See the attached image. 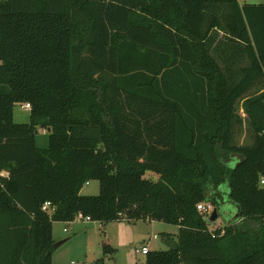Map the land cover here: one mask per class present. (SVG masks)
<instances>
[{
	"label": "trees",
	"instance_id": "obj_1",
	"mask_svg": "<svg viewBox=\"0 0 264 264\" xmlns=\"http://www.w3.org/2000/svg\"><path fill=\"white\" fill-rule=\"evenodd\" d=\"M262 178L264 1L0 0V264L77 215L178 226L133 264H264Z\"/></svg>",
	"mask_w": 264,
	"mask_h": 264
},
{
	"label": "rangeland",
	"instance_id": "obj_2",
	"mask_svg": "<svg viewBox=\"0 0 264 264\" xmlns=\"http://www.w3.org/2000/svg\"><path fill=\"white\" fill-rule=\"evenodd\" d=\"M264 0H245L247 3H258ZM23 103H16L13 107V120L16 123L29 121V109L22 108ZM38 147H47V130L38 129L35 136ZM156 177V175H154ZM226 197L227 188L221 187ZM99 184L90 180L81 188L83 194H97ZM223 199V198H222ZM204 203H211L207 198ZM209 213L205 212V219L209 229L224 227L231 220L226 210L219 213L215 221L209 220ZM64 228L67 230L64 231ZM178 226L163 221L148 218L128 221L125 218L114 220L106 224L77 217L72 222H54L52 233L55 238L64 239L52 253V264H133L144 261L145 254L136 252V248L145 244L149 250L168 249L169 243L165 234H170L176 240ZM58 241V240H57ZM108 247L113 251L105 252Z\"/></svg>",
	"mask_w": 264,
	"mask_h": 264
},
{
	"label": "built area",
	"instance_id": "obj_3",
	"mask_svg": "<svg viewBox=\"0 0 264 264\" xmlns=\"http://www.w3.org/2000/svg\"><path fill=\"white\" fill-rule=\"evenodd\" d=\"M240 1H244V0H240ZM21 107L22 108H27V109H30V104L29 103H23L22 105H21ZM261 183H263L264 184V178H262L261 179ZM48 202H45L44 204H43V209H45L46 208V206H48ZM212 208H213V206H212V204L211 203H204V202H200V203H198L197 204V209L200 211V212H211L212 211ZM77 217H83V216H81V215H77L76 216V218ZM75 218V219H76ZM83 218H86L87 220H90V218L89 217H83ZM74 219V220H75ZM72 222V221H71ZM67 229L66 228H64V231H66ZM148 247H147V245H145V244H143V245H141V246H139V247H137L136 248V252H138V253H141V254H146L147 252H148Z\"/></svg>",
	"mask_w": 264,
	"mask_h": 264
},
{
	"label": "water",
	"instance_id": "obj_4",
	"mask_svg": "<svg viewBox=\"0 0 264 264\" xmlns=\"http://www.w3.org/2000/svg\"><path fill=\"white\" fill-rule=\"evenodd\" d=\"M219 215L218 209L216 207L212 208V211L209 213V220L210 221H215ZM64 239L54 241L53 243V249L57 248L61 243H63Z\"/></svg>",
	"mask_w": 264,
	"mask_h": 264
},
{
	"label": "crops",
	"instance_id": "obj_5",
	"mask_svg": "<svg viewBox=\"0 0 264 264\" xmlns=\"http://www.w3.org/2000/svg\"><path fill=\"white\" fill-rule=\"evenodd\" d=\"M239 1V3H241V4H243L244 2H245V0L244 1H240V0H238ZM263 2V1H262ZM258 3H260V2H258ZM220 39V37L219 36H217V41ZM37 146V145H36ZM38 147V146H37ZM39 148H43V147H39ZM45 148V147H44ZM91 221V220H90ZM52 236H53V239H55V241H57V240H59L61 237H57V238H55L54 237V235H53V233H52Z\"/></svg>",
	"mask_w": 264,
	"mask_h": 264
}]
</instances>
